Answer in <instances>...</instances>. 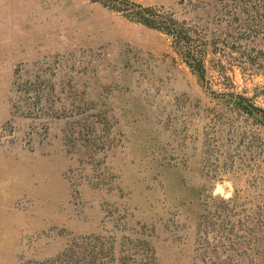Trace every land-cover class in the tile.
Returning a JSON list of instances; mask_svg holds the SVG:
<instances>
[{
    "label": "rangeland",
    "instance_id": "374dc122",
    "mask_svg": "<svg viewBox=\"0 0 264 264\" xmlns=\"http://www.w3.org/2000/svg\"><path fill=\"white\" fill-rule=\"evenodd\" d=\"M129 1L208 88L121 1L0 0V264H264V124L210 91L264 106V0Z\"/></svg>",
    "mask_w": 264,
    "mask_h": 264
},
{
    "label": "trees",
    "instance_id": "16d2710c",
    "mask_svg": "<svg viewBox=\"0 0 264 264\" xmlns=\"http://www.w3.org/2000/svg\"><path fill=\"white\" fill-rule=\"evenodd\" d=\"M111 1L114 2V0ZM117 1L123 3V5H114L112 3L117 9L125 11L131 18L167 34L171 38V45L174 51L197 74L201 84L208 88L206 85V67L204 65L201 48L199 47V42L203 39L193 33L192 29L188 28V26L178 22L173 16L159 13L150 5H142L141 3L129 0ZM249 1L234 0L235 12H243L248 6H251L248 3ZM228 86H231V84ZM210 91L219 101L227 104L235 111L250 116L254 120L264 124V106L255 104L250 96L233 89L219 91L210 89Z\"/></svg>",
    "mask_w": 264,
    "mask_h": 264
}]
</instances>
